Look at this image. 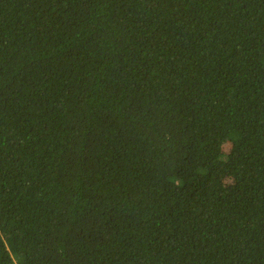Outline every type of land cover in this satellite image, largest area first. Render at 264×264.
Instances as JSON below:
<instances>
[{
    "label": "trees",
    "instance_id": "16d2710c",
    "mask_svg": "<svg viewBox=\"0 0 264 264\" xmlns=\"http://www.w3.org/2000/svg\"><path fill=\"white\" fill-rule=\"evenodd\" d=\"M0 264H264V0H0Z\"/></svg>",
    "mask_w": 264,
    "mask_h": 264
}]
</instances>
